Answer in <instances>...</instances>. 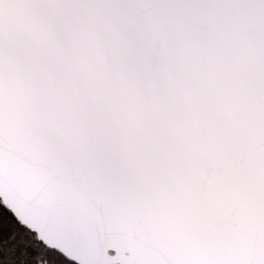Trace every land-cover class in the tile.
I'll return each instance as SVG.
<instances>
[{"label": "snow or ice", "instance_id": "1", "mask_svg": "<svg viewBox=\"0 0 264 264\" xmlns=\"http://www.w3.org/2000/svg\"><path fill=\"white\" fill-rule=\"evenodd\" d=\"M0 264H264V0H0Z\"/></svg>", "mask_w": 264, "mask_h": 264}]
</instances>
